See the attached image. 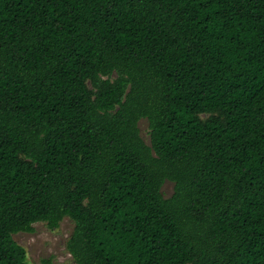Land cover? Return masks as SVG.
I'll return each instance as SVG.
<instances>
[{
  "label": "trees",
  "instance_id": "obj_1",
  "mask_svg": "<svg viewBox=\"0 0 264 264\" xmlns=\"http://www.w3.org/2000/svg\"><path fill=\"white\" fill-rule=\"evenodd\" d=\"M66 217L75 264H264V0H0V264Z\"/></svg>",
  "mask_w": 264,
  "mask_h": 264
},
{
  "label": "rangeland",
  "instance_id": "obj_2",
  "mask_svg": "<svg viewBox=\"0 0 264 264\" xmlns=\"http://www.w3.org/2000/svg\"><path fill=\"white\" fill-rule=\"evenodd\" d=\"M142 136L149 143L150 129L147 119L140 121ZM174 183L167 181L163 186L165 197H171ZM32 233L20 232L14 239L27 249L28 260L31 264H42L43 258H53L55 264H75L72 255L67 250V241L71 236L75 223L66 217L58 229L52 230L45 222H38Z\"/></svg>",
  "mask_w": 264,
  "mask_h": 264
}]
</instances>
